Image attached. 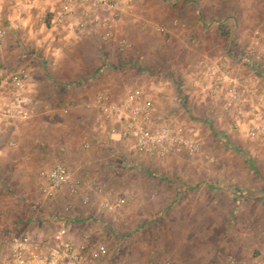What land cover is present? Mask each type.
Masks as SVG:
<instances>
[{
  "label": "rangeland",
  "instance_id": "rangeland-1",
  "mask_svg": "<svg viewBox=\"0 0 264 264\" xmlns=\"http://www.w3.org/2000/svg\"><path fill=\"white\" fill-rule=\"evenodd\" d=\"M175 7L176 3L167 1L157 6L153 4L154 11L147 16V23L138 20L132 26L118 28L117 40L124 39L131 45L124 53L117 52L115 43H102L96 37L62 39L40 47L18 42L22 61L13 60L9 67L29 69L33 78L42 79L39 98L43 101L47 100V95L51 96L53 103H49L47 113L59 112L66 98H72L77 110L66 120L64 115L40 118L36 125L38 131L29 143L32 151L25 166L28 168L25 187L19 186L12 165L5 168L7 178L2 179L3 182L12 175L15 181L10 186L16 187L8 188L10 193L6 198L13 200L4 203L0 210V226L16 224L22 229V225L30 223L31 228L43 234L41 238H47L59 227L57 223L64 221L75 239L85 234L95 245L103 247L105 257L101 264L161 263L169 261L157 256L158 237L162 240L167 236L158 233L157 224L163 220L156 217L163 195H192L191 185L199 182L201 186L210 187L214 199H221L226 192L231 196L240 192L243 184L252 185V179L264 181V140H252L245 135L254 124L248 116L252 104L242 95L241 104H229L228 87L222 86L221 96H218L212 89L215 78L206 75L208 69L224 63L231 78L239 82V93L241 86L264 90V67L250 69L239 62L253 44H239L233 39V20L223 25L217 21L218 25L203 29L209 42L183 40L185 34L178 35L181 27L174 15ZM213 23L216 22L212 21L211 25ZM45 30L51 36L61 34L59 29L50 30L48 24ZM45 49L49 53L47 57ZM203 52L209 55L208 59L201 56ZM219 54L222 57H218ZM103 88H109L114 100L127 89L140 90L158 106L154 125L181 128L188 137L200 142L201 155L146 158L124 143L125 155L110 159L102 150L96 158L95 169H82L80 162L89 160L91 149L101 150L88 138L95 119L86 117L88 112L82 104ZM239 110L244 117L238 115ZM29 128L24 129L29 131ZM63 130L78 136L63 139ZM50 133L54 138L47 139ZM69 141L73 144L69 145ZM85 142L90 145L87 150L83 148ZM54 164L64 165L74 177L97 187L84 190L77 198L59 192L53 199H43L38 193L41 175ZM204 196L213 198L208 194ZM82 197L88 198L87 204L82 203ZM107 197L120 199L122 204L113 211L102 210L101 201ZM163 201L166 205L167 199ZM33 205L37 206L35 211L31 209ZM219 206L215 204L213 208ZM167 209L165 224L172 216V210ZM214 209L213 215L205 219V230L210 231L206 237L218 255L207 263L223 264L234 256L251 264L249 259L238 257L234 252L220 254L224 251L220 235L222 219ZM4 236L8 238L10 234ZM245 245L241 246V251Z\"/></svg>",
  "mask_w": 264,
  "mask_h": 264
},
{
  "label": "crops",
  "instance_id": "crops-1",
  "mask_svg": "<svg viewBox=\"0 0 264 264\" xmlns=\"http://www.w3.org/2000/svg\"><path fill=\"white\" fill-rule=\"evenodd\" d=\"M164 1L176 3L173 11H175V18L179 22L178 26L181 27L178 35L182 36L183 33L185 34L183 36L186 38L182 36L183 40H188L192 43L200 41L206 43L208 39L203 29L218 25L217 21H220V25H223V22L233 20V39L237 43L244 45L257 43L259 44V49L264 51V0L131 1L130 3H124L122 6L123 13L118 23L119 30L123 27L132 26L138 20L147 23V16L154 11L153 4L157 6ZM59 6L60 2L57 0H0V24L7 30L6 38L2 45H0V72H11L20 69L9 67V63L13 60L20 63L22 61V52L18 46L19 41H25V43L34 47H40L44 44L47 46V42L51 44L60 42L62 39L65 41L82 39L77 37L67 25L63 28L51 27V19L57 13ZM212 21L216 23L211 25ZM47 24L50 26V30L55 31L59 29L61 34L51 36L45 30ZM183 40L180 39V41ZM10 43L12 44L11 46ZM43 52L46 57L49 55L47 49ZM201 56L204 59L209 58V55L205 52ZM218 57H222V54H219ZM26 70L31 75L30 70ZM41 83L42 79L36 80L31 75V82L27 87L26 93L33 99H36L38 105L36 107V114L30 121L21 125L0 122V210H2L4 203L13 200L6 198L10 193V189L8 188L12 189L16 187V185L10 186L11 182L15 181L11 179L12 175L8 177L6 183L3 182L7 178L4 175L7 165L10 164L14 167L12 172L18 175L16 178H18L19 186H26L23 182L27 179L28 168L25 166L29 163L28 154L32 151L29 143L38 131L36 125L40 118L44 115L47 116L46 118L48 116L61 117V115H64V119L66 120L68 115H71V112L75 109V105L71 102L72 98H66L62 100L59 112L51 111L47 113L46 110L51 102V96L47 95V100H40L39 95H42ZM93 98V96L89 97V100L85 102L91 101ZM51 104L53 103L51 102ZM153 107L154 121L158 114L156 111L158 110V106L153 103ZM64 108L68 109L66 114L62 111ZM87 112V118L95 119L88 138L101 150H98V152L96 149H91L92 152L88 155L89 160L81 161L80 164L82 169H95L96 158L102 150L104 151V155H110L108 156L110 159L114 158L115 155H125L127 150L122 147L124 143L115 142L110 139L108 123L103 122L95 112ZM26 127H30V130L24 129ZM61 136L63 139L68 140L78 135L69 132L65 133L63 130ZM46 137L47 139L49 137L50 139L54 138V134L50 133ZM8 142L14 143L15 146L9 148L7 146ZM67 143L69 145L73 144L70 141ZM20 166L21 168H19ZM252 183V185L243 184L242 190L235 192V194L232 193V196L229 192H226V195L223 194L221 199H214L212 195L213 191L210 187L201 186L199 182H196L193 186L191 185L193 188L192 195H163L161 197L162 204L158 205L156 209L157 219L162 218L163 221L156 224L159 228L158 233L167 236L166 238L163 237L164 239L162 240L158 237L157 256L169 260L171 264H208L207 260L216 258L218 251L214 250V246L211 249L213 243L206 237V234H210V231L207 232L205 230L207 225L205 219L213 215L212 212L216 208V213L220 214L222 219L220 235L221 250L224 251H220V254L234 252L238 257L244 256L249 259L251 264H264V181L261 183L259 180L254 181L252 179ZM131 186L133 187V184ZM132 194L130 195L132 196ZM206 194L213 198H207V196H204ZM164 199H167L166 205L163 201ZM170 204L172 205L170 206ZM215 204L220 205L219 208H213ZM166 208L172 210V216H170L169 222L165 224L164 214ZM22 226L23 228L21 229L20 225L12 224L5 226V224H2L0 226V238H4L6 234H10L9 237L29 234L36 239H45L40 237L43 234L38 233L35 230L36 228H31L32 224L25 223ZM194 227L197 229L195 230ZM69 237L75 239L76 236L69 233ZM244 245L246 247H243V251H241V246ZM194 259H196L195 262H193Z\"/></svg>",
  "mask_w": 264,
  "mask_h": 264
},
{
  "label": "built area",
  "instance_id": "built-area-1",
  "mask_svg": "<svg viewBox=\"0 0 264 264\" xmlns=\"http://www.w3.org/2000/svg\"><path fill=\"white\" fill-rule=\"evenodd\" d=\"M57 1L60 6L51 19L52 28H63L67 25L77 37H96L102 43H115L118 53H124L131 48L126 40H117L118 23L123 13V4L138 0ZM6 35V28L0 24V45ZM239 62L250 69L257 66L263 68L264 52L254 43L239 58ZM206 75L215 78L212 89L218 96H221L222 86L228 87L226 96L229 104H241V95L245 97L243 99L250 101L253 107L251 106L248 116L254 124L246 130L245 135L252 140H264V90L241 86L242 91L239 93V82L231 78L224 63L208 69ZM30 82L31 75L26 69L0 72V122L21 125L35 116L38 101L26 93ZM82 107L86 111L95 112L103 122L108 123V133L112 141L129 144L131 150L141 156L163 159L170 156L201 155L200 142L188 137L181 128L168 124L154 125L153 103L138 89H127L114 100L110 90L103 88L93 100L84 102ZM62 111L66 114L68 109L64 108ZM238 115L244 117L241 110ZM7 146L13 148L15 144L8 142ZM83 148L87 150L90 145L85 142ZM96 187L92 182L74 177L64 165L54 164L41 175L38 193L45 200L53 199L61 191H65L71 198H77L84 190ZM88 201L87 197H82L83 204ZM121 204L122 200H110L107 197L101 201L100 208L113 211ZM36 208V205L31 207L34 211ZM57 224L59 227L45 239H36L29 234L0 238V264H101L105 257L102 246L95 245L85 234L78 239H71L64 221ZM149 264L171 263L164 261ZM223 264L249 263L230 256Z\"/></svg>",
  "mask_w": 264,
  "mask_h": 264
}]
</instances>
